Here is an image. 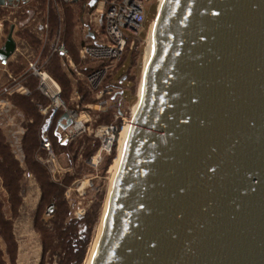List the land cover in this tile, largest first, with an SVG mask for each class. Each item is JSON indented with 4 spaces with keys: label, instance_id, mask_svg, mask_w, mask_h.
Instances as JSON below:
<instances>
[{
    "label": "water",
    "instance_id": "water-1",
    "mask_svg": "<svg viewBox=\"0 0 264 264\" xmlns=\"http://www.w3.org/2000/svg\"><path fill=\"white\" fill-rule=\"evenodd\" d=\"M155 22L88 264H264V0H162Z\"/></svg>",
    "mask_w": 264,
    "mask_h": 264
},
{
    "label": "rangeland",
    "instance_id": "rangeland-1",
    "mask_svg": "<svg viewBox=\"0 0 264 264\" xmlns=\"http://www.w3.org/2000/svg\"><path fill=\"white\" fill-rule=\"evenodd\" d=\"M160 2L161 0H152L145 6L141 40L145 38L147 28H151L156 20ZM30 9L36 11L33 6ZM18 12L11 14L4 11L0 14V19L8 17L9 24L15 17L20 16ZM100 14L103 18V13ZM33 24L36 23L32 22ZM97 27L101 28V26ZM7 29L8 27L6 31ZM147 41L148 38L146 42L138 44L141 54L133 51L136 52L133 70H128L131 67L130 58L124 61L116 76L117 69L115 70L113 82L122 81L126 87L124 88L126 94L118 103H113L108 111H98L96 106L101 100H112L122 89L110 87L112 85L109 83V87H104L98 94L91 95L84 84L85 75L81 76L80 93L72 97L68 104L72 109L83 111L84 120L87 119L86 113L91 114L90 134L82 135L71 144H62L66 149L61 150L49 132L48 136L56 157L51 156L50 152L41 146L42 128L46 121V115L42 114L41 107H50L51 101L42 93V96L39 95L40 90L39 93L35 92L34 101L29 99L30 119H26L6 98L7 96L1 98L8 103L15 115V120L9 121L2 120L0 115V143L3 144V147H0V260L2 254L4 264H40L43 259L46 264L86 263L101 227L114 175V165L118 157L117 147L110 157H105V161L98 169L89 166V159L100 148V142L95 141L91 132L104 125L121 126L124 120L130 121L133 118V108L138 101L136 95L141 83L140 78L142 79L141 71L143 74ZM54 42L56 43L57 39ZM125 72L128 74L126 77H124ZM127 81L131 83L130 88L127 87ZM34 86L33 83L31 87ZM83 95L86 98L84 102L81 97ZM29 128L31 133L28 143L31 150L28 167L24 138ZM67 154L70 155L69 159L66 158ZM6 178L14 181V203H10ZM47 184H52L54 187L47 188L45 187ZM44 192L46 198H43ZM51 207L53 209L50 210ZM43 230L53 233L56 240L53 244L55 251H49L45 255Z\"/></svg>",
    "mask_w": 264,
    "mask_h": 264
},
{
    "label": "crops",
    "instance_id": "crops-1",
    "mask_svg": "<svg viewBox=\"0 0 264 264\" xmlns=\"http://www.w3.org/2000/svg\"><path fill=\"white\" fill-rule=\"evenodd\" d=\"M90 2L79 0L65 4L61 0H19L12 6L0 7V14L4 11L11 14L19 11L20 14L9 24L7 23L8 17L0 19V47L4 45L12 27H14L13 39L17 44L15 54L6 63L0 61V94L2 89L8 85H19L27 89L31 93L29 96L23 92H16L6 97L18 108L24 118L30 119V116H27L24 108L16 104L15 99L34 101V93L40 92L38 89L39 78L30 69V63L34 61H38L39 69L46 71L57 82L67 101L75 95H79L81 86L79 79L81 76H86L95 66L92 62L81 60L80 48L85 41L93 39V29H102L104 24L100 14L103 13V10L96 9L97 5L90 7ZM32 6L36 11L30 9ZM40 15H42L41 18L38 17ZM32 22L36 24H33L34 27L31 28ZM97 26H101V28ZM6 27H8V31H6ZM56 39L63 42L68 48V59L54 51ZM119 70L120 68L117 67L115 76ZM33 83L34 88L31 87ZM130 84L129 82L127 87L130 88ZM136 96L138 97V91ZM81 97L84 102L86 98L84 95ZM0 98H5V96ZM41 108L42 114L45 115L43 110L48 107L42 106ZM50 114L51 109L45 116L46 121L43 124L42 133L47 129V119Z\"/></svg>",
    "mask_w": 264,
    "mask_h": 264
},
{
    "label": "built area",
    "instance_id": "built-area-1",
    "mask_svg": "<svg viewBox=\"0 0 264 264\" xmlns=\"http://www.w3.org/2000/svg\"><path fill=\"white\" fill-rule=\"evenodd\" d=\"M65 4H71L74 0H61ZM91 0H88V3ZM152 0H98V8L103 10V28L93 29V39L85 41L80 48V58L84 62H92L95 66L85 76V87L89 94L96 95L104 87L108 79L114 75L119 63L123 60L128 52L138 51L139 43L146 42L149 34L147 28L146 36L140 39L141 28L145 20V6ZM56 53L64 58H69V50L66 45L57 40ZM30 69L33 74L39 78V90L51 101L50 107L43 110L48 115V110H55L56 113L51 118V114L47 119V129L43 131L42 148L49 151L50 155L56 157L52 150V142L48 136L53 126L57 125V115L66 113L72 120V125L67 129H59L61 144L67 142L71 144L84 134H90L91 114L86 113L87 119H83V111L70 108L68 101L64 98L62 89L57 82L46 72L38 67V61L30 63ZM123 91V90H121ZM16 92H23L29 96L31 93L21 86H5L0 94L1 96H11ZM123 96L117 94L112 100L99 101L96 109L98 111H108L113 103H118ZM121 105V104H120ZM79 108V107H78ZM120 111V110H119ZM0 115L2 120H15V115L9 108L8 103L0 98ZM3 112L5 114H3ZM51 118V119H50ZM50 119V121H49ZM49 121V123H48ZM128 121L124 120L122 125H104L96 131L91 132L95 141L100 142L99 151L89 159V166L99 168L105 157H110L116 151L117 138L124 124ZM59 140V139H58ZM69 159L70 155H66ZM53 209L52 207L50 210Z\"/></svg>",
    "mask_w": 264,
    "mask_h": 264
},
{
    "label": "trees",
    "instance_id": "trees-1",
    "mask_svg": "<svg viewBox=\"0 0 264 264\" xmlns=\"http://www.w3.org/2000/svg\"><path fill=\"white\" fill-rule=\"evenodd\" d=\"M136 52H138V54H141V51H139V49H138V51H136ZM136 52H128L125 56H124V58H123V60H122V63L121 64H119V66H118V68H120L121 67V65L124 63V61L126 60V59H128V58H130L131 59V67L128 69V70H133L134 68H135V65L133 64V62L135 61V53ZM126 75H128L126 72L124 73V77H126ZM141 75H142V71H141ZM113 76V77H112ZM109 79H108V81L105 83V85H104V87L106 88V87H109L108 86V84L109 83H111V85L112 86H110V87H114V88H117V89H122V90H124V96H123V98L125 97V94H126V89H124V88H126L125 87V85H124V83H121V81L119 82V83H114L113 82V78H114V75H112ZM123 77V78H124ZM111 79V80H110ZM121 80H122V78H121ZM128 83H129V81H127ZM103 87V88H104ZM128 91H129V93H130V90L129 89H127ZM128 97V96H127ZM15 102H16V104L19 106V107H21V108H24V110L26 111V113L28 114V116H30V113H31V105H30V100H27V99H22V98H16L15 99ZM62 114L60 113V114H58L57 115V120L60 118V116H61ZM55 129H56V126H54L53 128H52V130H51V135H52V138L56 141V143H57V145L59 146V148H61V150H63V149H66V147L65 146H63L60 142H59V140H58V138H57V136L55 135ZM31 131V129L29 128V130H28V134L26 135V137L24 138V151H25V153H26V155H27V164H28V167H29V162H30V160H29V158H30V156H29V154H30V148H29V136H30V132ZM0 147H3V144L2 143H0ZM58 151V150H57ZM60 151V150H59ZM5 181H6V188H7V190H8V192H9V194H10V203H14L15 202V186H14V181L12 180V181H10L9 179H5ZM45 187H47V188H53L54 186L51 184H47ZM44 194V196H43V198H46L45 196V194H46V192H44L43 193ZM57 221V220H56ZM65 229V228H64ZM70 229V227H68L67 228V230H69ZM42 236H43V245H44V255L47 253V252H49V251H55V249H54V247H53V244H54V242L56 241L55 240V236L53 235V233H51L49 230H43V232H42ZM3 259V256H2V254H1V260H0V264H4V260H2ZM40 264H46V262L44 261V259L42 260V262L40 263ZM79 264H82L81 262L79 263Z\"/></svg>",
    "mask_w": 264,
    "mask_h": 264
},
{
    "label": "bare ground",
    "instance_id": "bare-ground-1",
    "mask_svg": "<svg viewBox=\"0 0 264 264\" xmlns=\"http://www.w3.org/2000/svg\"><path fill=\"white\" fill-rule=\"evenodd\" d=\"M161 3H162V0H161L160 4ZM159 7H160V5H159ZM152 25L153 26L151 28V31H150V34H149V37H148V41H147V44H146L145 62H144L143 73H144V69H145V64H146L148 52H149V49H150V46H151V43H152V40H153V37H154V30H155L156 22L154 21V23ZM142 77H143V74H142ZM141 82H142V79H141ZM140 87H141V83H140ZM140 87H139V90H138V96H139V92H140ZM137 103H138V101H137ZM135 107H136V105L133 108V117H134ZM132 119L130 121H128L126 124H124V126L121 129V131L119 133V136L117 138L118 157H117V159L115 161V165H114V175H113V178H112V181H111V184H110V190H109V194H108V198H107V203H106L105 210H104V214H103V219H102V222H101V227H102V224L104 222V218H105V214H106V211H107V207H108V203H109V200H110V196H111V193H112V189H113V186H114L115 178H116V175H117V173L119 171V168H120L121 160H122V157H123V154H124V150H125L127 135H128V131H129L130 124L132 123ZM101 227H100L99 232H98V234L96 236V239H95V242L93 244V247H94V245H95V243L97 241V238L99 236ZM93 247L91 249V252L93 250ZM91 252H90V254H89V256H88L85 264H88V260H89V257L91 255Z\"/></svg>",
    "mask_w": 264,
    "mask_h": 264
}]
</instances>
